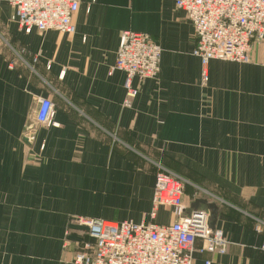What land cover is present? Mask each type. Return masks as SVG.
Listing matches in <instances>:
<instances>
[{
  "label": "crops",
  "instance_id": "0c3cea01",
  "mask_svg": "<svg viewBox=\"0 0 264 264\" xmlns=\"http://www.w3.org/2000/svg\"><path fill=\"white\" fill-rule=\"evenodd\" d=\"M12 14L0 0V264H73L92 242L76 216L148 223L157 165L188 181L184 208L216 205L225 252L196 239L192 264H264V42L248 63L210 60L203 83L175 0H81L69 35L25 33ZM127 30L161 58L123 106L124 74L109 69ZM38 96L54 103L53 126L35 121ZM173 220L157 208L155 223Z\"/></svg>",
  "mask_w": 264,
  "mask_h": 264
},
{
  "label": "built area",
  "instance_id": "2783aa9c",
  "mask_svg": "<svg viewBox=\"0 0 264 264\" xmlns=\"http://www.w3.org/2000/svg\"><path fill=\"white\" fill-rule=\"evenodd\" d=\"M13 9L12 19L25 33L43 34L57 31L73 34V17L81 0H7ZM193 26L196 36L192 55L201 62V80L207 81L206 67L210 60L248 63V50L253 41L264 40V0H175ZM161 48L148 34L123 31L119 37L115 62L109 74H124L123 106H129L137 95L135 78H155L159 71ZM35 121L53 126L55 105L45 97H36ZM181 178L159 167L148 223L76 218L86 227L92 242H83L73 255V264H192L193 245L202 240L200 252L224 253L227 241L221 229L209 227L207 210L186 213L182 204ZM168 208L174 220L155 223L156 210ZM263 222H257L261 231ZM264 249V243L261 245ZM204 264H210L208 260Z\"/></svg>",
  "mask_w": 264,
  "mask_h": 264
},
{
  "label": "water",
  "instance_id": "95a60500",
  "mask_svg": "<svg viewBox=\"0 0 264 264\" xmlns=\"http://www.w3.org/2000/svg\"><path fill=\"white\" fill-rule=\"evenodd\" d=\"M28 142V137L24 138ZM207 208V209H206ZM187 213L191 212H200L202 210H207L210 214L209 217V227L211 229L214 228L215 225V215H216V205L214 203L207 202L204 198H198L193 201V203L190 205V207L185 208Z\"/></svg>",
  "mask_w": 264,
  "mask_h": 264
},
{
  "label": "rangeland",
  "instance_id": "374dc122",
  "mask_svg": "<svg viewBox=\"0 0 264 264\" xmlns=\"http://www.w3.org/2000/svg\"><path fill=\"white\" fill-rule=\"evenodd\" d=\"M195 38H196V36H195ZM256 42H264V40H262V41H253L252 42V44L253 43H256ZM252 44H251V47H252ZM251 47H250V49H251ZM250 49L248 50V56H249V60H250ZM149 79V78H148ZM151 79V78H150ZM204 83V82H203ZM135 98V97H134ZM161 165H157L156 166V171H155V173L158 171V169H159V167H160ZM162 168H164V169H166V171H168V172H170V173H172V174H174V175H176V176H178L179 178H181V180H182V184H183V188L185 189V186H186V184L188 183V181L186 180V179H184V178H182V177H180L179 175H177L176 173H174L173 171H171L170 169H168V168H166V167H164V166H161ZM154 182H155V179H154ZM184 189H183V191H184ZM194 190L196 191V192H198V194L199 195H202V194H206V192H205V190H203V188H201V187H199V186H194ZM210 197H211V194H208ZM186 212V211H185ZM85 218V217H81V216H76V217H73L72 219H71V221H73L74 222V220L76 219V218ZM86 219H88V218H86ZM73 259V258H72Z\"/></svg>",
  "mask_w": 264,
  "mask_h": 264
}]
</instances>
